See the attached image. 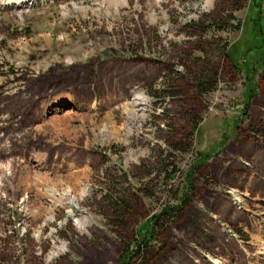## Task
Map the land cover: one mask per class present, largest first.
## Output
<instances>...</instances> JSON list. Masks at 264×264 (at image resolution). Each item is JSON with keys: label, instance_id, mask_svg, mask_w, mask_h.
<instances>
[{"label": "rangeland", "instance_id": "obj_1", "mask_svg": "<svg viewBox=\"0 0 264 264\" xmlns=\"http://www.w3.org/2000/svg\"><path fill=\"white\" fill-rule=\"evenodd\" d=\"M15 4L0 0V264H122L165 207L146 264H264V0Z\"/></svg>", "mask_w": 264, "mask_h": 264}, {"label": "trees", "instance_id": "obj_2", "mask_svg": "<svg viewBox=\"0 0 264 264\" xmlns=\"http://www.w3.org/2000/svg\"><path fill=\"white\" fill-rule=\"evenodd\" d=\"M230 53L231 52L227 51L226 55L232 56ZM197 77H198V80H200L201 77H199V75H197ZM251 90L252 88L248 87L246 91V96H248V98H250L249 95L252 93ZM58 92L59 91H56L55 93H58ZM187 177L188 176H186L185 179L190 181L189 178ZM188 183L190 186L192 185V181ZM184 202H185V198L181 197L180 203H184ZM177 208L165 207L158 214H155L148 223L138 226L136 230L137 234L134 240L135 243L130 242V243L124 244L125 246H124L122 257H121L123 260L121 261V263L122 264H137V263L146 264L148 250L151 249L152 243H154V241L156 240V236H157L156 227L159 224V221L163 219V217H165L166 220L169 221L171 218L174 217V214Z\"/></svg>", "mask_w": 264, "mask_h": 264}, {"label": "flooded vegetation", "instance_id": "obj_3", "mask_svg": "<svg viewBox=\"0 0 264 264\" xmlns=\"http://www.w3.org/2000/svg\"><path fill=\"white\" fill-rule=\"evenodd\" d=\"M61 92H58V94H60ZM57 93H55V96H59ZM67 97H69V96H64V97H60V100L62 99V100H65V98L66 99H68ZM71 98V97H70ZM72 99V98H71ZM67 104H70V103H68V102H66ZM36 162H39V161H37L36 160ZM67 186H71V187H74V191H76V188H75V185H67ZM66 186V187H67ZM66 187H64L63 189H62V191H61V193L59 192V190L58 189H55V188H52V189H50L49 191H48V193L47 194H49L52 198H57L58 200L59 199H61V196H65V195H67V196H71V194L74 192H71V193H69V194H66L65 193V188ZM86 189H87V187H86V185L82 188V191H81V193L82 194H84L85 192H86ZM53 192H56V193H54V194H52ZM72 197V199L74 198L73 196H71ZM49 205V204H48Z\"/></svg>", "mask_w": 264, "mask_h": 264}, {"label": "bare ground", "instance_id": "obj_4", "mask_svg": "<svg viewBox=\"0 0 264 264\" xmlns=\"http://www.w3.org/2000/svg\"><path fill=\"white\" fill-rule=\"evenodd\" d=\"M12 1H14V3H16L15 5L16 6H19L21 3H23V1H29V0H12ZM58 94V93H57ZM68 99H66L65 98V100H61V101H59V102H63L64 103V101L65 102H68V103H71L72 102V99L70 98V97H67ZM137 101H141L140 99H138ZM69 189L70 188H68L67 190H68V192H69ZM234 193V192H233ZM236 193V192H235ZM237 194V193H236ZM231 196H234V195H231ZM235 198V197H234ZM238 199V198H237ZM234 200V199H233Z\"/></svg>", "mask_w": 264, "mask_h": 264}]
</instances>
